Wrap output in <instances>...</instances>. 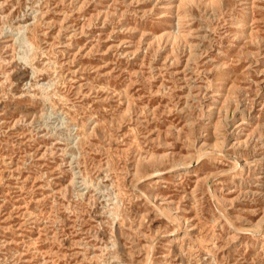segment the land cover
<instances>
[{
    "label": "rangeland",
    "instance_id": "rangeland-1",
    "mask_svg": "<svg viewBox=\"0 0 264 264\" xmlns=\"http://www.w3.org/2000/svg\"><path fill=\"white\" fill-rule=\"evenodd\" d=\"M0 264H264V0H0Z\"/></svg>",
    "mask_w": 264,
    "mask_h": 264
},
{
    "label": "bare ground",
    "instance_id": "bare-ground-1",
    "mask_svg": "<svg viewBox=\"0 0 264 264\" xmlns=\"http://www.w3.org/2000/svg\"><path fill=\"white\" fill-rule=\"evenodd\" d=\"M220 141H218V140H216L215 142H214V144H213V146H212V148L211 149H213V151L215 150V149H217L218 147H219V145H220ZM238 143H236V145H237ZM236 161H237V163L239 164V166H240V168H243L244 166H245V162L243 161V160H241L240 159V155H238V153H237V156H236ZM195 164V163H194ZM245 168V167H244ZM186 169V168H185ZM246 169V168H245ZM177 220L180 222V218L179 217H177ZM184 228V227H183ZM234 239H236L235 237H234Z\"/></svg>",
    "mask_w": 264,
    "mask_h": 264
}]
</instances>
